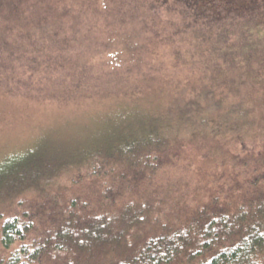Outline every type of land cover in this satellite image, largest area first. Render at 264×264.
I'll return each mask as SVG.
<instances>
[{"label": "rangeland", "instance_id": "obj_1", "mask_svg": "<svg viewBox=\"0 0 264 264\" xmlns=\"http://www.w3.org/2000/svg\"><path fill=\"white\" fill-rule=\"evenodd\" d=\"M0 1V40L11 50L0 66V167L30 182L2 212L35 204L46 194L33 189L55 163L116 134L218 142L226 159L249 157L252 142H264V0L246 2L253 18L220 22L196 20V0ZM228 9L246 11L238 2ZM132 30L136 39L125 37ZM51 178L59 196L73 193L64 172ZM10 253L0 243V264Z\"/></svg>", "mask_w": 264, "mask_h": 264}, {"label": "trees", "instance_id": "obj_2", "mask_svg": "<svg viewBox=\"0 0 264 264\" xmlns=\"http://www.w3.org/2000/svg\"><path fill=\"white\" fill-rule=\"evenodd\" d=\"M196 1V20L255 14L250 0ZM234 2L244 14H231ZM124 12L122 25H130ZM135 33L125 37L136 39ZM3 45L0 40V66L11 55ZM107 61V71H114ZM134 133L102 139L66 165L55 163L33 189L46 195L33 205L16 201L12 213L2 212V205L30 182L0 167V243L11 251L7 264H264V142H252L249 157L230 153L226 159L218 142L194 146L153 130ZM62 172L74 189L59 196L51 177ZM185 172L198 185L188 186Z\"/></svg>", "mask_w": 264, "mask_h": 264}]
</instances>
